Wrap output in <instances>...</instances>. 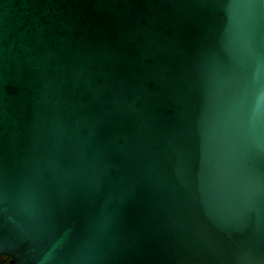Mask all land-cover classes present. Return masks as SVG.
I'll return each mask as SVG.
<instances>
[{"label":"water","instance_id":"obj_1","mask_svg":"<svg viewBox=\"0 0 264 264\" xmlns=\"http://www.w3.org/2000/svg\"><path fill=\"white\" fill-rule=\"evenodd\" d=\"M2 264H264V0H0Z\"/></svg>","mask_w":264,"mask_h":264},{"label":"flooded vegetation","instance_id":"obj_2","mask_svg":"<svg viewBox=\"0 0 264 264\" xmlns=\"http://www.w3.org/2000/svg\"><path fill=\"white\" fill-rule=\"evenodd\" d=\"M5 260H6V259H4V260H0V264L3 263Z\"/></svg>","mask_w":264,"mask_h":264},{"label":"trees","instance_id":"obj_3","mask_svg":"<svg viewBox=\"0 0 264 264\" xmlns=\"http://www.w3.org/2000/svg\"><path fill=\"white\" fill-rule=\"evenodd\" d=\"M2 264V263H1Z\"/></svg>","mask_w":264,"mask_h":264}]
</instances>
